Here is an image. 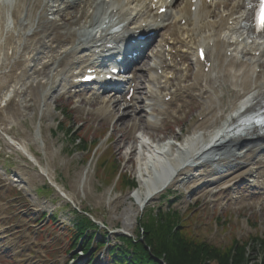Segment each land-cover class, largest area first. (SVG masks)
<instances>
[{"label": "bare ground", "instance_id": "bare-ground-1", "mask_svg": "<svg viewBox=\"0 0 264 264\" xmlns=\"http://www.w3.org/2000/svg\"><path fill=\"white\" fill-rule=\"evenodd\" d=\"M178 1L169 3V16L160 15L164 18L157 31L161 33L157 47H172L173 67L163 61L157 49L152 52L155 68L148 66L147 97L141 99L142 104L122 97L126 107L123 113L116 114L121 99L104 98L98 92L88 96L96 88L85 94L76 90L85 103L99 104L88 111L95 112L102 121L112 122L114 129L120 128L121 132L127 125L126 130L138 134L132 136L133 145L126 154L138 156L139 186L131 194L111 198L108 203L111 224L122 221L125 231L133 230L139 215L165 190L171 170L178 171L171 186L185 188L192 196L216 199L217 194L242 181L254 189L264 188V136H227L229 142L225 143L218 134L235 123V115L249 98H253L250 111L264 102V37L250 43L245 39L246 31L239 30L241 19H247L249 4L247 0H198L193 11L192 0L177 4ZM161 3L167 4L168 0ZM241 5L243 9L239 8ZM236 16L239 19L229 24L228 20ZM158 18L147 0H14L12 5L0 0V139L4 137L6 146L20 153L23 159L18 158L26 165L39 167L30 172L21 165L17 180L24 189L47 179L65 199L76 202L78 197L83 200L92 193V168L76 174L70 192L56 183L55 156L43 133L44 127L50 129V118L54 116L51 93L59 86L62 91L75 88L73 70L87 63H101L102 59L96 60V48L104 51V43L113 40L117 51L122 50L127 34L144 21L147 25ZM182 19H186L183 25ZM115 25L121 28L113 32ZM151 29L152 26L145 28ZM204 44L213 48L208 72L197 58L190 59ZM228 51L231 57L227 56ZM180 55L182 63L176 62ZM136 89L140 90V85ZM167 96L171 99L166 100ZM188 116L195 119L191 149L179 157L174 153L175 144L160 142L162 138L156 137L155 132L173 118L178 126ZM27 117L34 132L23 122ZM14 124L20 133L15 132ZM203 131L209 133L205 141L196 136L198 132L204 135ZM147 137L153 139L152 144ZM195 145L197 148H193ZM32 146L44 154L45 162ZM14 181L13 178L11 183ZM130 199L119 212L122 202ZM250 199L233 193L230 202L258 208L264 203ZM217 200L220 206L225 205L220 197Z\"/></svg>", "mask_w": 264, "mask_h": 264}, {"label": "rangeland", "instance_id": "rangeland-1", "mask_svg": "<svg viewBox=\"0 0 264 264\" xmlns=\"http://www.w3.org/2000/svg\"><path fill=\"white\" fill-rule=\"evenodd\" d=\"M58 100L60 101L55 103L60 108L65 109V114L67 111L68 118L66 123L63 124L64 130H57L54 127L51 128L54 136H56L57 141L59 142V145H57L59 151L62 150L59 154V156L62 157H55L57 164V181L60 184L65 185L66 189L69 191L71 188L70 182L75 179L78 172L82 171L85 167H89L90 169L93 168V170H91L93 195L104 194L105 198L98 202L95 201L94 196L92 197V195H89L83 200L82 205L78 202L76 203L82 208V211H88L87 213L94 215L98 222L105 223L104 225L108 230L112 231L117 228V231H124L122 221H116L114 224H111L109 220L110 207L108 203L109 199H115L117 196H123L130 192L129 190L131 188L124 187V182H127L130 179H135L137 183H139L138 156H136V154L127 156L126 154L129 147L133 145V140L131 139L132 136H137L138 134H135L128 129L126 130L127 125L123 127V132L119 131L120 128L116 129L115 127L114 129V124L112 122L102 121L96 114H88L83 111H77V113L70 112L67 108L70 105L72 106L71 103L73 100L67 99V96L59 95V98L56 101ZM124 106L125 105L120 106L118 114L123 113ZM54 111L55 117L52 119V125L57 123V121L60 120L59 117H61L59 111L56 109ZM25 120V125L28 128H32L30 118L27 117ZM194 120V117L186 118L180 126L173 127L170 125L166 130L156 133L157 135L155 136H158L159 138H167L168 140H175L174 137L181 135V130L184 131L183 135L186 136L187 133H190L189 130ZM69 127L77 128L78 133H81L88 141H98L96 147L87 152H78L72 143L73 140L67 138L66 130ZM13 128L17 134L20 133L17 125ZM47 131V128L44 127L43 133H47ZM110 136H112V138L108 140L107 138ZM56 138L55 143H57ZM107 147L109 148V152L112 150V153H109L110 156L112 155L111 160L116 161V163L117 161L122 163L121 167L123 172H128L130 175H122L123 177H120L117 180V177H115V169L107 174L106 171L101 169V166L99 167L95 164L93 167V164L91 163L94 162V159H88L90 153H94L98 148L104 149ZM121 147L123 148L121 149ZM32 150H34L38 156L43 157V162H45L46 158L41 151L35 149L34 146H32ZM10 152L12 151L6 146V143L2 138L0 141V167H2L3 170H7V175L12 177V174H17V172H19L21 165H24L23 167H27V165L26 161L24 162L20 159H23L20 154L14 153V155H12ZM18 156L20 158H18ZM63 158L65 160L64 165L61 164V159L63 162ZM34 168L35 170H38V167ZM31 171L34 172V169L32 168ZM6 178L7 176H0V203L6 206L4 208V218L1 223L7 230L5 231L7 232L6 238L0 242V259L6 264H74L79 261L77 258L73 259L75 255L79 254V249L69 253V250L72 248V244L75 241L74 235L76 231L74 225L76 216L78 215L75 212L74 207L61 196L55 195V192L54 194H51L48 191L37 192V189L42 187V183L40 182H36L35 187L34 184L32 185L34 190L21 192L20 189L18 190L19 187H16V184H8L5 180ZM34 191L38 194V200L40 202L48 199L50 200L52 207L45 206L42 208L45 209L46 213L53 211L52 213L55 216V220L47 221L46 219L39 223V221L42 220L43 213L41 211L34 214L31 213V208L34 207V199L31 195L34 194ZM171 191H173V193L169 200H162L163 195H169V191H167L161 196V198L148 204L144 212L140 214L139 218L135 221L134 229L131 232H126L130 234L139 233L141 225L146 220L147 214L152 212V210L153 213L157 211L153 208L160 207L167 211L170 207H174L181 211L182 215L185 217V225L191 230L196 238L200 237V240L214 244L216 247L231 244L235 239H247L249 235H255L257 233L258 235L264 234V208L260 211L255 207L218 210L216 204L212 207L208 200L204 198L196 199L195 197H190L187 200V203V201H185L186 194L181 187H173ZM232 192L233 191L230 192V195ZM252 198L253 200L257 199L255 196ZM199 199L201 203L197 202ZM129 201L130 200H125L122 202L123 204H121L118 209L119 212L129 203ZM29 203L33 207H29ZM214 211L218 215H227L219 218L220 223H222L228 215L229 218L224 221L223 224L225 226L221 231L212 234V225H214V218L217 216L214 215ZM194 219H197L195 223ZM246 222H249L251 225L250 228L252 230L249 232L247 228H245ZM213 230H215V225ZM110 237L112 240L115 239V235H111ZM8 238L11 240H8ZM7 242L16 245V249L18 248L19 250L18 255L15 256L16 251L13 252V250L1 252ZM254 247L255 246H252L251 249H254ZM258 248L260 249L250 250L251 254L250 257L245 258L246 262L250 259L252 262L251 264H261L260 261L257 262V260H260L261 256H263V252L261 251V246ZM100 254L101 253L95 255L100 257ZM19 257L26 258V260L23 262L19 261ZM244 262L245 261H242L240 264H244ZM96 264H108L106 254L102 258H98ZM207 264L221 263L218 261H209Z\"/></svg>", "mask_w": 264, "mask_h": 264}, {"label": "trees", "instance_id": "trees-1", "mask_svg": "<svg viewBox=\"0 0 264 264\" xmlns=\"http://www.w3.org/2000/svg\"><path fill=\"white\" fill-rule=\"evenodd\" d=\"M129 183L132 182H128ZM136 185L135 183H132ZM173 214L161 215L159 221L152 220L145 226L146 242L133 244V257L129 264H161L160 258L168 264H207L209 261H218L221 264H240L246 262V246L235 245L227 251H220L205 243H197L184 234L179 220L172 218ZM82 222L90 224L88 219ZM261 242V241H260ZM264 248V241L261 243ZM124 255L128 254L123 251ZM117 257V256H116ZM125 261V257L116 259L115 264ZM262 264H264V259Z\"/></svg>", "mask_w": 264, "mask_h": 264}, {"label": "snow or ice", "instance_id": "snow-or-ice-1", "mask_svg": "<svg viewBox=\"0 0 264 264\" xmlns=\"http://www.w3.org/2000/svg\"><path fill=\"white\" fill-rule=\"evenodd\" d=\"M201 58H203V50H201ZM87 78V77H86ZM262 122H264V121H262Z\"/></svg>", "mask_w": 264, "mask_h": 264}]
</instances>
